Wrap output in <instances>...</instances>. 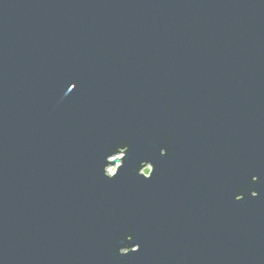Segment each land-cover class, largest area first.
<instances>
[{"label":"water","instance_id":"95a60500","mask_svg":"<svg viewBox=\"0 0 264 264\" xmlns=\"http://www.w3.org/2000/svg\"><path fill=\"white\" fill-rule=\"evenodd\" d=\"M0 264H264V0H0Z\"/></svg>","mask_w":264,"mask_h":264},{"label":"rangeland","instance_id":"374dc122","mask_svg":"<svg viewBox=\"0 0 264 264\" xmlns=\"http://www.w3.org/2000/svg\"><path fill=\"white\" fill-rule=\"evenodd\" d=\"M117 157H118V158H121V157H122V154L118 155ZM119 165H120V162L117 163V164L114 165V166H110L109 169H108V170H109V173H110V174H114V173L116 172V170H117V168H118ZM143 172L146 173L147 175H149L150 167H146V168L143 170Z\"/></svg>","mask_w":264,"mask_h":264}]
</instances>
